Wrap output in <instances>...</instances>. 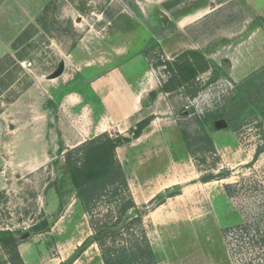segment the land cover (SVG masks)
<instances>
[{"label": "rangeland", "instance_id": "374dc122", "mask_svg": "<svg viewBox=\"0 0 264 264\" xmlns=\"http://www.w3.org/2000/svg\"><path fill=\"white\" fill-rule=\"evenodd\" d=\"M206 11L214 13L210 53L220 69L200 77L196 98L179 90L167 99L180 128L212 137L221 158L214 174L228 169L230 176L201 183L197 171L179 201L187 202L195 224L207 222L211 264H264V247L254 236L264 214V123L253 114L234 131L224 121L226 108L241 93L242 81L231 78L233 68L237 78L245 71L252 72L246 79L263 78L264 0H0V61L6 67L0 73V230L30 245L26 258L37 262L41 252L46 261L69 257L70 263L92 233L72 186L65 183L61 195L54 187L64 153L85 139L82 128H94L93 107L85 105L82 114L81 104L76 106V94L92 89L86 69L100 67L99 78L113 72V85L126 76L131 86L148 71L161 87L166 76L155 67L156 57L172 60L179 46L195 45L194 28L179 34L178 23ZM8 57L14 61L9 66ZM62 64V75L49 79ZM102 108L97 105L96 117ZM196 117L208 124L197 127ZM226 185H232V196ZM99 208L106 210L105 201ZM146 216L152 243L155 230ZM44 219L50 231L34 234L32 227ZM0 264H8L1 247Z\"/></svg>", "mask_w": 264, "mask_h": 264}, {"label": "trees", "instance_id": "16d2710c", "mask_svg": "<svg viewBox=\"0 0 264 264\" xmlns=\"http://www.w3.org/2000/svg\"><path fill=\"white\" fill-rule=\"evenodd\" d=\"M18 41L23 43V38L20 37ZM161 56L156 57L155 67L162 68L166 76L160 87V92L164 94L185 90L189 98L194 99L199 95L200 77L205 73L212 76L220 69L199 51L183 52L173 60L160 59ZM7 60L9 62L7 66L14 63L10 57ZM3 62L0 61V73L6 70ZM259 74L263 76L261 80L259 77L248 78L238 87L241 93L233 98L226 108L224 121L227 128L239 130V125L245 122V117L253 114H258L264 123V69ZM156 96L157 93L151 94V98ZM203 120L202 117H196L197 127L208 124V120L207 122ZM152 121L153 117L140 121L127 135L100 134L64 153L63 172L60 179L54 183L56 193L61 195L63 185L67 182L72 186L76 198L89 218L93 233L90 242L98 245L104 264H159L147 236L144 218L150 210L165 204L167 199L181 195L182 188L178 186L167 190L148 205L139 207L131 192L126 171L117 155L119 147L138 139ZM180 129L187 150L200 174L198 181L210 183L227 180L230 176L228 169L214 174V169L218 168L221 158L217 155L212 137L208 133L193 135L188 127ZM232 188V185L225 186L228 196L234 194ZM104 201L106 210L101 211L99 203ZM263 222L264 214L254 229L255 244L262 248ZM237 228L247 230L248 226ZM50 229L51 225L46 219L32 227L34 234H42ZM125 236H128V239L124 242ZM21 244L22 241L12 231L0 230V247L8 256V264H25L19 251ZM87 247V243L84 242L80 253Z\"/></svg>", "mask_w": 264, "mask_h": 264}, {"label": "crops", "instance_id": "0c3cea01", "mask_svg": "<svg viewBox=\"0 0 264 264\" xmlns=\"http://www.w3.org/2000/svg\"><path fill=\"white\" fill-rule=\"evenodd\" d=\"M212 14L214 13L206 11L199 17L189 16L178 23L179 34L194 28L195 38L191 43L196 44H188L187 47L179 46V51L173 59L186 51H199L209 61L217 64L216 54L210 53L211 42L214 41L210 37L213 23L209 17ZM202 24H204L203 29H195L196 26ZM93 69L98 71L90 74ZM100 69V67L86 69V74H88L86 80L91 82L92 89L89 94L84 92L76 94V106L79 108L81 104L82 114L85 111V105L93 107L91 111L94 114L97 112V105L103 106V114L99 113L98 117L93 114V130L82 128V135L85 139L77 143L75 147L85 142L86 138L91 139L103 133L113 134L114 132V134L127 135L137 123L153 117L151 124L138 139L117 149L118 158L126 171L131 192L138 206L149 204L167 190L182 187L181 195L167 199L165 204L151 210L146 216V222H149L155 230L153 249L159 264H211L206 258L207 251L205 250L206 245L211 242L207 222L200 221L195 224L187 212V202L179 201L183 198L187 184L198 177V172L183 139L178 115L168 102L167 96L170 94L160 92V87L148 71L144 73L142 82L138 86H131L132 81L126 76L123 77L122 83L117 82L113 85L112 76L110 77L113 72L99 78L97 73ZM133 72L136 73V71ZM243 73L241 78H237L234 67L231 78L238 83V81L245 80L252 72ZM93 74L97 77L90 76ZM204 75H210V73L202 76ZM152 93H157V96L150 99L149 96ZM91 235L92 233H89L83 242ZM29 250V244L19 246L25 264H104L99 247L95 243H91L70 263H66L69 257L46 261L41 257V252L37 262L31 261L26 258Z\"/></svg>", "mask_w": 264, "mask_h": 264}, {"label": "water", "instance_id": "95a60500", "mask_svg": "<svg viewBox=\"0 0 264 264\" xmlns=\"http://www.w3.org/2000/svg\"><path fill=\"white\" fill-rule=\"evenodd\" d=\"M77 22L80 23V22H81V19H78ZM62 73H63V64L60 66V68H59V70H58L57 73H55L54 75L49 76V79H51V80H52V79H55V78L61 76Z\"/></svg>", "mask_w": 264, "mask_h": 264}]
</instances>
